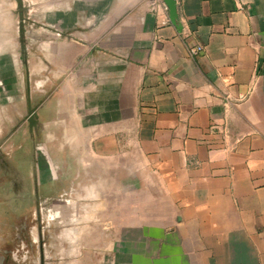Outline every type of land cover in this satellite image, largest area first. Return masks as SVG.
<instances>
[{"label":"crops","instance_id":"0c3cea01","mask_svg":"<svg viewBox=\"0 0 264 264\" xmlns=\"http://www.w3.org/2000/svg\"><path fill=\"white\" fill-rule=\"evenodd\" d=\"M21 1L47 181L94 170L102 264H264V0Z\"/></svg>","mask_w":264,"mask_h":264},{"label":"rangeland","instance_id":"374dc122","mask_svg":"<svg viewBox=\"0 0 264 264\" xmlns=\"http://www.w3.org/2000/svg\"><path fill=\"white\" fill-rule=\"evenodd\" d=\"M10 2L8 49L13 54L0 56L5 65L0 69V264H102V241L110 242L115 234L102 228L111 214L96 213L102 199L96 196L94 170L70 185L54 188L47 181L43 135L30 124L31 108L46 95L32 88L31 71L19 67L26 42L21 29L29 24L24 18L30 6ZM87 191L92 192L88 197Z\"/></svg>","mask_w":264,"mask_h":264},{"label":"built area","instance_id":"2783aa9c","mask_svg":"<svg viewBox=\"0 0 264 264\" xmlns=\"http://www.w3.org/2000/svg\"><path fill=\"white\" fill-rule=\"evenodd\" d=\"M152 1H153V6H154L155 10L158 9L159 7L160 8H164V9H168V7H167V5H166L164 0H152ZM182 1L183 0H175V2L177 4V7H179L181 5ZM187 49H188L189 53L192 56H196L202 50V47L200 45H190V44H188L187 45ZM228 101H229V97L226 96V101L225 102L228 103ZM219 132L222 133L225 136H229L230 135V130L227 127H224V129H222V130L219 129Z\"/></svg>","mask_w":264,"mask_h":264},{"label":"water","instance_id":"95a60500","mask_svg":"<svg viewBox=\"0 0 264 264\" xmlns=\"http://www.w3.org/2000/svg\"><path fill=\"white\" fill-rule=\"evenodd\" d=\"M164 1L169 9L170 17L172 21L176 23L179 18V15H178V7L175 0H164ZM35 123H36L35 110H31V116H30L31 127H33Z\"/></svg>","mask_w":264,"mask_h":264}]
</instances>
